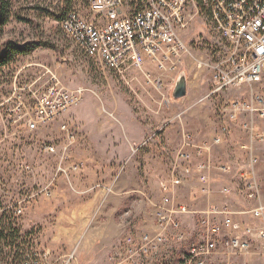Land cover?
<instances>
[{"label": "rangeland", "instance_id": "374dc122", "mask_svg": "<svg viewBox=\"0 0 264 264\" xmlns=\"http://www.w3.org/2000/svg\"><path fill=\"white\" fill-rule=\"evenodd\" d=\"M5 1L9 3L8 20L2 27L0 45L12 40L39 46L30 55H18L0 68V215H6L13 229L18 230L9 240L17 247H7L0 254V264H78L77 247H65V234L56 227L64 219L58 220L57 210L51 211L46 200L48 193L77 191L71 181L78 175L91 178L93 186L106 193L108 187L112 189L109 194L125 191V206L116 219L122 223L124 218L120 215L126 210L138 212L137 224L143 228L128 234L138 243L145 234H156L161 183L168 177L172 154L179 148L183 132L189 131L196 140L208 138L220 126L222 102L246 99L252 92L264 96V79L253 89H233L209 96L211 69L198 64L213 63L220 42L208 30L202 14L194 16L181 32L191 50L177 68L164 74L163 87L158 89L146 75L158 73L153 62L147 61L143 69L130 68L120 76L85 56L64 33L61 20L71 11L95 18L90 0H61L45 7L34 0ZM96 19L104 24L103 17ZM181 73L187 77L188 94L173 99ZM56 82L71 90L84 88L80 102L62 118L29 129L26 119L34 113L37 96ZM256 120L263 129L264 120ZM233 129L230 140L212 154L216 163H229L230 171L223 174L213 170L208 184L189 180L201 196V205L181 203L189 207L191 212L187 214L193 215L191 225L183 224L182 218L187 214L179 215L186 236L179 240L167 233V239L151 250L149 257L144 256L148 257L146 264H181L190 244L201 239L198 230L203 212L213 206H228L234 212L233 222L242 229L260 224L247 212L257 202L246 197L241 176L246 155L239 144L246 143L248 137L240 123ZM50 145L55 146V152L46 151ZM256 152L257 180L264 202V147L257 144ZM226 187L229 192L223 191ZM188 197L189 192L175 190V202ZM133 218L134 214L132 224ZM107 231L112 234L114 247L125 251V229L115 226ZM259 251L247 258L251 264H264V255ZM116 252L117 249L109 253ZM223 260L224 257L216 256L214 264Z\"/></svg>", "mask_w": 264, "mask_h": 264}, {"label": "built area", "instance_id": "2783aa9c", "mask_svg": "<svg viewBox=\"0 0 264 264\" xmlns=\"http://www.w3.org/2000/svg\"><path fill=\"white\" fill-rule=\"evenodd\" d=\"M59 1L52 0V5ZM90 8L95 18L71 11L61 20V27L85 56L104 70L123 76L130 68L143 69L151 61L158 73L152 76L146 72V75L161 89L164 74L177 68L191 50L181 32L194 16L202 14L208 30L220 42L215 61L198 64L211 69L209 96L233 89H253L264 79V0H90ZM97 16L104 18V24H99ZM84 91L82 87L71 90L58 82L48 86L37 96L34 113L26 119L27 127L35 130L62 118L80 102ZM219 117L218 130L208 138L196 140L189 131L183 132L180 146L172 154L168 177L161 183L156 234H145L140 243L132 235L125 239L130 258H136L133 264H146L144 256L156 250L169 232L179 240L184 239L186 234L179 215L191 211L186 204L175 202V190L190 179L208 184L213 170L223 174L230 171L229 163H216L212 154L230 140L233 126L238 123L248 137L246 143L239 144L246 155L241 172L244 193L249 200L257 202L247 212L261 222L242 229L233 222L234 212L228 206L207 209L199 223L201 239L190 244L181 264H214L216 256L224 257L220 264H251L247 258L257 249L264 255V202L257 180L256 152L257 144L264 147V128L260 129L256 123L257 118L264 120V96L252 92L246 99L224 101L219 107ZM45 149L56 150L53 145ZM111 190L108 187L107 193ZM223 191L229 192L230 188ZM132 214V209L122 214L125 226L132 224ZM220 217L223 219L219 220ZM232 255L239 259L231 260Z\"/></svg>", "mask_w": 264, "mask_h": 264}, {"label": "crops", "instance_id": "0c3cea01", "mask_svg": "<svg viewBox=\"0 0 264 264\" xmlns=\"http://www.w3.org/2000/svg\"><path fill=\"white\" fill-rule=\"evenodd\" d=\"M71 182L76 185L77 191L73 193L52 192L46 196L47 207L51 211L52 209L57 210L58 220L59 217L64 219L63 223H57L56 227L65 234L63 238L65 247H77L78 264H133L136 258L129 257L126 246L125 251L118 249L119 247L115 248L112 234L107 231L108 227L116 226L119 230L124 228L128 235L131 231L139 232L143 228L141 224L140 226L139 223L137 224L138 212L134 213L133 211V224L130 228L129 226L125 227V222L119 223L116 219L117 213L125 206V191H118L115 194L106 193L102 189L95 188L91 178L83 177V175H78ZM71 182L70 185H72ZM193 188L192 183L189 182L178 188V191L181 190L184 194L189 192V197L183 201L177 198L176 202L186 204L189 202L192 205L200 206L201 196ZM54 206L55 208H53ZM192 217V214L185 215L182 218L183 224L191 225ZM137 232L136 234H138ZM116 249L117 252L114 255L109 253ZM82 255H84V259H81ZM149 255L147 256L149 257ZM147 258H145L146 263Z\"/></svg>", "mask_w": 264, "mask_h": 264}, {"label": "trees", "instance_id": "16d2710c", "mask_svg": "<svg viewBox=\"0 0 264 264\" xmlns=\"http://www.w3.org/2000/svg\"><path fill=\"white\" fill-rule=\"evenodd\" d=\"M0 41L2 39V27L7 23V9L9 7L8 1H0ZM39 45L21 44L17 41L9 40L0 45V68L12 62L18 55H30ZM18 230L13 229L12 225L6 220V215H0V254H4L5 250L10 247H17L9 243ZM16 251H20V248Z\"/></svg>", "mask_w": 264, "mask_h": 264}, {"label": "water", "instance_id": "95a60500", "mask_svg": "<svg viewBox=\"0 0 264 264\" xmlns=\"http://www.w3.org/2000/svg\"><path fill=\"white\" fill-rule=\"evenodd\" d=\"M188 94V80L184 73H181L175 83L172 97L173 99H180Z\"/></svg>", "mask_w": 264, "mask_h": 264}, {"label": "bare ground", "instance_id": "6f19581e", "mask_svg": "<svg viewBox=\"0 0 264 264\" xmlns=\"http://www.w3.org/2000/svg\"><path fill=\"white\" fill-rule=\"evenodd\" d=\"M35 2H37L40 5L45 6H52V0H34Z\"/></svg>", "mask_w": 264, "mask_h": 264}]
</instances>
